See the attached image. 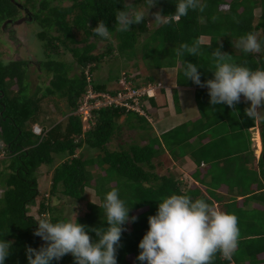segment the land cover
Wrapping results in <instances>:
<instances>
[{"label": "trees", "instance_id": "trees-1", "mask_svg": "<svg viewBox=\"0 0 264 264\" xmlns=\"http://www.w3.org/2000/svg\"><path fill=\"white\" fill-rule=\"evenodd\" d=\"M69 1L70 5L60 6L51 5L49 0H24L23 3L0 0V23L17 20L19 5L29 11L38 9L39 13L34 14L33 19L40 26L37 38L43 42L45 50L57 53L58 45H62L71 52L80 69L69 75L72 66L63 61L44 60L43 64L49 65L45 68L51 78L42 90L38 88L39 91L28 96L23 93L27 86V61L0 60V153H3L0 160V240L12 242L11 254L5 264H28L26 247L38 249L45 243L34 235L39 219H49L53 223L68 220V217L53 212L48 201H43L46 195L38 188L36 172L42 166L52 165L54 154L61 155L62 160L52 169L50 192L54 194L60 190L63 195L80 201L86 187H91L99 199V204L86 203L87 210L77 217L78 223L88 228L107 227L102 205L105 194L113 188L118 190L126 207L131 208L129 216L138 217L124 226L126 230L117 249V264H141L137 260L138 245L149 229L148 217L156 214L159 201L173 194L187 195L193 200L204 199L214 206V202H218L223 212L237 217L239 239L236 251L230 260L217 253L212 264H264V163L261 157L256 163L252 151L251 158L247 154L251 144L249 127L255 124L244 111L249 102L241 99L236 105L238 112L226 104L212 106L208 89L183 75L184 62L188 61L200 66L198 71L202 81L213 78V72L208 68L213 66L212 52L221 44V51L230 54L232 62L253 71L264 70V0H201L203 11L189 10L178 22L157 25L150 32L146 16L143 23L132 25L129 31L115 30V13L123 9L125 0ZM177 3L178 0H156L157 11L162 10L164 15L174 13ZM256 8L260 10L257 16ZM101 20L108 26L110 38L116 40L114 46L121 52L133 51L139 37L149 32L141 47L143 57H149L147 45L148 41H153L158 44V49L167 52L168 64L175 66L181 62L176 84L195 88L194 100L200 115L197 122H185L162 132L159 137L151 136V125L144 116L110 106L92 111L90 127L83 129L82 116L76 111L87 90L84 70L88 68L93 73L105 55L114 49L110 38L104 39L92 32ZM74 30L83 34L80 40L76 39ZM247 33L257 35L261 52L245 53L235 47L236 41ZM202 36L209 40L202 42L200 57L175 55V48L183 43L191 45ZM90 37L94 40L89 41ZM102 40L106 41V51L94 52L96 42ZM78 42L83 45H74ZM159 62H155L157 68ZM38 66L40 68L41 64ZM92 82L95 91L113 92L105 81L93 79ZM144 82L156 81L148 76ZM12 84L17 86L15 94L11 92ZM42 98L46 99L47 105L51 103L55 111L60 110L63 119L51 123L41 137L32 132V126L41 123L44 114L48 117V109L40 106ZM174 101L177 108L176 97ZM147 102L150 107L157 105L155 98H149ZM131 117L136 118L135 123L130 122ZM257 121L264 149V119ZM123 126L145 132L141 136L147 138L146 143H130L126 148L110 150L108 142ZM193 137L197 140L190 141ZM84 145L97 153L88 157L77 153ZM165 152L180 163L188 156L194 162L190 175L204 189L194 182L187 185L179 174L157 173L153 159ZM221 184L227 187L226 195L217 192ZM41 196L37 213L42 218L37 219L29 214V210ZM239 196L242 198L238 202ZM249 201L258 204L259 208L245 209L243 205ZM141 209L144 210L136 213ZM89 234L95 240V233ZM52 264H75V261L68 254Z\"/></svg>", "mask_w": 264, "mask_h": 264}, {"label": "clouds", "instance_id": "clouds-1", "mask_svg": "<svg viewBox=\"0 0 264 264\" xmlns=\"http://www.w3.org/2000/svg\"><path fill=\"white\" fill-rule=\"evenodd\" d=\"M145 2L150 13V9L156 6V0ZM197 9L204 10L201 0H178L174 13L164 15L162 10L152 13L153 22L157 25L178 22L189 10ZM144 19L143 11L126 3L123 9H118L115 13L114 28L116 31L126 32L131 30L132 25L143 23ZM92 32L101 38H110L109 28L103 20L92 28ZM201 45L202 40L198 38L191 45L181 44L174 52L177 57L186 54L200 57ZM235 47L245 53L262 51V45L254 33L241 36ZM221 48L222 44L212 52L213 66L208 70L213 72V78L202 81L201 72L198 71L200 66L188 61L184 62V77L208 89L212 106L226 104L238 112L236 105L242 99L245 103L250 102L244 110L249 118L254 121L264 119V70L253 71L232 62V56L222 52ZM120 77L116 79L115 86L109 89L117 87ZM133 82L137 85H162L160 81ZM162 90L163 85L155 95L147 99L156 100L157 94ZM255 126L250 127L249 131H254L259 137L260 158L263 147L258 121ZM253 136L252 133L251 151L256 158L253 150L256 142L252 140ZM0 156L3 157V153H0ZM259 158H256L257 161ZM102 208L107 227L88 228L78 223L77 218L75 221L60 220L56 223L49 219H39L34 235L41 237L45 243L38 249L26 247L28 264H52L54 260L59 261L68 254L73 256L75 264H117V249L121 246L122 233L126 230L124 226L130 221L135 222L138 217L129 216L131 208L126 207L116 188L105 194ZM148 223L149 229L138 245L140 252L137 260L141 264H212L217 253L230 260L238 247L237 217L219 210L204 199L193 200L187 195H170L159 201L157 212L148 217ZM89 232L95 233V240ZM11 247V241L0 240V264H5L6 258L11 254Z\"/></svg>", "mask_w": 264, "mask_h": 264}, {"label": "rangeland", "instance_id": "rangeland-1", "mask_svg": "<svg viewBox=\"0 0 264 264\" xmlns=\"http://www.w3.org/2000/svg\"><path fill=\"white\" fill-rule=\"evenodd\" d=\"M19 3H23L24 0H16ZM126 3L131 4L134 7L139 8L141 11L144 12V16L147 17V23L149 32L154 29V27H157V24L153 22L154 16L152 13L157 12V7H153L150 9L149 13V7L148 4L145 2V0H125ZM49 3L51 5H60V6H67L70 5L71 1L69 0H49ZM37 6V4H36ZM29 11V10H28ZM30 14H27L25 11L23 14V11L20 9V16L24 17V21L21 23H14L12 24V28L15 32V35L13 39L9 38L8 30L5 29V27L2 25V22L0 23V60L3 62H8L10 60H17L22 59L25 62L27 61L26 68V87H24L23 93L25 95H33L35 92L42 90L44 86L48 83L49 78H51V73L47 72V66L44 65V60H55V61H63L67 65L72 66L71 70L69 71V75H73L75 73L79 72V67L76 66L74 63V58L67 49H65L62 45H58V52L57 53H50L45 50L46 48L43 45V42L40 41L39 38H37V32L40 30V26L38 25L37 21L33 19L34 14L38 15L39 10L34 8L29 11ZM259 8L255 9L256 16L259 15ZM70 19V17L68 18ZM148 33L142 34L139 39L138 43L136 44L135 48L132 50H127L124 52H121L117 46H114L116 44V40L113 38H110L111 43L114 47L113 51L109 55H105L103 58V61L98 64L97 68L94 70L93 73H91L92 77L96 81H105L107 86L109 88H112L115 86L114 79L113 78H119L122 76V73H124L125 76H128L130 78H133L136 83H141L142 81H145L148 76H151L155 80H159L162 82H172L169 78H162L160 75V68L162 67H171L172 64H168L169 56H167V52L158 49V44L148 41V58L145 56L143 57L142 54V45L144 43V40L149 35ZM53 34H57V32L52 31ZM75 37L77 40H80L83 37V34L80 32H77L74 30ZM202 42H206L209 40V38H200ZM93 37L89 38V41H93ZM74 45L82 46L83 43L78 42ZM106 51V41H97L96 42V48L94 52H104ZM132 52V54H131ZM256 54V53H255ZM32 58V61H38L39 64H41V69L39 66L37 67L36 64H33L31 61L28 60ZM172 60V59H170ZM169 60V61H170ZM160 61L159 68L156 67L155 62ZM181 63V62H180ZM180 63H176L175 67L177 71L180 69ZM174 65V64H173ZM68 66V67H69ZM88 67V66H87ZM173 70L172 68L168 69ZM171 72V71H170ZM177 75V73H176ZM176 75L174 76V79L176 78ZM163 85V83H162ZM164 89L165 86L163 85ZM39 88V90H38ZM17 90L16 84H12L11 86V92L15 94ZM41 93L38 94L40 96ZM159 95V94H157ZM243 98V97H242ZM163 102V100H162ZM250 102L248 103V105ZM40 106L45 107V109H48L49 113L48 117H45V114L43 115L44 118L41 123H39L40 126H44L45 129L49 128L50 124L53 122H56L58 119H63V115H61V111H55L53 105L49 103L47 105L46 99L42 98L40 102ZM63 108V107H62ZM45 111V110H44ZM61 114H60V113ZM150 112H154L151 117L150 125L152 128H155V107H152L150 109ZM157 112V111H156ZM46 114V115H47ZM136 118L131 117L130 122L135 123ZM121 122V121H120ZM129 122V121H127ZM123 121L121 122V124ZM255 136L254 131L251 132V134ZM146 134L143 131H137L133 129H128L126 126H123L121 131L119 133H116L112 139L108 142L107 146L110 150H116L120 147H127L130 143H143L144 139L141 135ZM252 147V145H251ZM77 153H83L84 157L92 156L97 153V151L88 148L87 146H83L80 149H77ZM54 160L52 165L41 167L37 170V182H38V188L42 191V195L45 194V200L48 201V204L51 205L53 208V212L55 214L66 216L68 217V220L75 221L77 217L82 216L86 210V203H96L99 204V199L96 196L94 190L91 187H86L84 197L80 201L73 200L65 195H63L60 190L58 192L52 194L50 192V182H51V172L53 167H55L61 160L62 156L59 154H54ZM2 156H0L1 160ZM170 158L167 157H158L153 159L155 162V171L159 174H175L180 175L184 181H186L187 185H191L193 181L189 178L188 172L189 168L186 165L184 168H178L179 165H176L175 163H172L169 161ZM158 162L160 164H158ZM178 163V162H177ZM2 168V163L0 162V169ZM184 171V172H183ZM190 173V172H189ZM190 175V174H189ZM203 188L200 183L197 182V185ZM185 185L183 186V188ZM2 191V185H0V193ZM222 193V192H221ZM220 193V194H221ZM41 198L38 197L35 204L30 206L29 214L34 215L35 218L39 219L42 216L38 215L37 213V207L39 201H41ZM44 199V198H43ZM238 198V202H239ZM255 206H258L255 205ZM216 208L222 211V208L218 203L215 205ZM145 209V208H144ZM144 209L138 210L136 213L143 211ZM50 215V214H49ZM45 217L48 218V214L45 213Z\"/></svg>", "mask_w": 264, "mask_h": 264}, {"label": "crops", "instance_id": "crops-1", "mask_svg": "<svg viewBox=\"0 0 264 264\" xmlns=\"http://www.w3.org/2000/svg\"><path fill=\"white\" fill-rule=\"evenodd\" d=\"M204 38H208L207 36H202ZM201 37V38H202ZM208 42V40L206 41ZM204 42V43H206ZM169 68H172L173 70H168ZM160 70V75L162 78H169L172 80V82H162L163 85L165 86V89L161 91V93L156 97V103L157 105L155 106V128H152L150 126L149 133L151 136H160L162 132H165L168 129H171L175 126H178L182 123L185 122H197L199 118V112L194 100L195 96V88L192 86H178L176 84V78L174 79V76L177 73V69L175 66L171 67H162L159 69ZM114 83L116 81V78H113ZM159 81V80H156ZM176 90V93L173 92V90ZM177 98V108H176V102L174 101V98ZM163 100V102H162ZM157 111V112H156ZM257 121V120H256ZM256 121L254 126L256 125ZM39 124V123H38ZM253 127V126H252ZM250 128V127H249ZM144 141H142V145L146 143L147 138H143ZM195 137L191 138L190 141L194 140ZM197 140V139H195ZM194 140V141H195ZM141 144V143H140ZM252 145V144H251ZM251 145H250V150L247 152L251 158ZM160 156L162 157H169L172 163H175L176 165H179L178 168H184L186 165L189 168V172L191 173V170L194 169V162L188 158V156L183 157V162H178L173 160L168 152H165L161 154ZM178 162V163H177ZM255 162L257 163V159L255 158ZM184 172V171H183ZM188 172L189 178L197 184V180L192 178L190 173ZM182 178V177H180ZM199 186V184H198ZM202 186V184H201ZM204 187V186H203ZM217 192L221 193V195H226L227 194V187L224 184H221L219 188L217 189ZM240 198L239 201H241L242 197ZM215 203V202H214ZM218 203V202H216ZM218 205L221 204L218 203ZM242 205V204H239ZM255 202H248L247 204H244L243 207L245 209H250L252 207H257Z\"/></svg>", "mask_w": 264, "mask_h": 264}, {"label": "built area", "instance_id": "built-area-1", "mask_svg": "<svg viewBox=\"0 0 264 264\" xmlns=\"http://www.w3.org/2000/svg\"><path fill=\"white\" fill-rule=\"evenodd\" d=\"M87 81V90L85 94L80 98L79 105L76 113L82 116L84 123L83 129L90 127L91 112L100 110L105 107L122 108L125 111L135 112L138 115L144 116L148 122H151L152 112L147 102V98L155 95L162 85L157 84H135L130 78H127L124 73L118 80V85L113 92L107 91H95L93 89V77L88 71V68L84 70ZM93 123V122H92ZM257 130V126H255ZM45 128L38 124L32 126V132L41 137L46 133ZM252 140L256 142L254 147V154L256 158H259L261 148L259 145V137L257 134L252 137Z\"/></svg>", "mask_w": 264, "mask_h": 264}, {"label": "flooded vegetation", "instance_id": "flooded-vegetation-1", "mask_svg": "<svg viewBox=\"0 0 264 264\" xmlns=\"http://www.w3.org/2000/svg\"><path fill=\"white\" fill-rule=\"evenodd\" d=\"M18 8L23 11V14H25L24 11L27 14H30V12L25 7H23L22 5H19ZM23 19H24V17L23 16L22 17L20 16L17 20H5V21H2V25L5 27L6 30H8V34H9V38L10 39H13L14 36H16L15 35V32H14V30L12 28V24H14V23H16V24L21 23V22L24 21ZM28 61L29 62L31 61L33 64H36L37 67L39 65L38 61H35V60L32 61V58L29 59Z\"/></svg>", "mask_w": 264, "mask_h": 264}, {"label": "water", "instance_id": "water-1", "mask_svg": "<svg viewBox=\"0 0 264 264\" xmlns=\"http://www.w3.org/2000/svg\"><path fill=\"white\" fill-rule=\"evenodd\" d=\"M1 95H2V94H1ZM261 158H262L263 163H264V149H263V151H262Z\"/></svg>", "mask_w": 264, "mask_h": 264}]
</instances>
